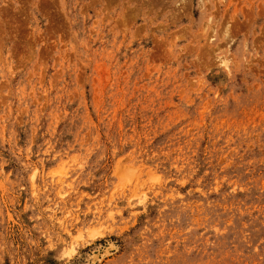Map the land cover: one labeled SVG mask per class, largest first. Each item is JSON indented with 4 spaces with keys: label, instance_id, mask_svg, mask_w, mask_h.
<instances>
[{
    "label": "rangeland",
    "instance_id": "1",
    "mask_svg": "<svg viewBox=\"0 0 264 264\" xmlns=\"http://www.w3.org/2000/svg\"><path fill=\"white\" fill-rule=\"evenodd\" d=\"M54 1L0 0V264H264V0Z\"/></svg>",
    "mask_w": 264,
    "mask_h": 264
},
{
    "label": "bare ground",
    "instance_id": "2",
    "mask_svg": "<svg viewBox=\"0 0 264 264\" xmlns=\"http://www.w3.org/2000/svg\"><path fill=\"white\" fill-rule=\"evenodd\" d=\"M17 1V0H16ZM24 1H26V0H24ZM54 1V0H53ZM163 2L165 1V0H162ZM181 1H183L184 2V0H181ZM201 1V0H200ZM19 2H20V0H19ZM36 2V1H35ZM55 2V1H54ZM160 2H161V0H160ZM186 2H190V0H186ZM162 3V2H161ZM165 3L166 2H164V5H165ZM25 4V6H26V3H24L23 2V5ZM168 4V3H167ZM178 4V3H177ZM197 4H198V2H197ZM207 4V3H206ZM21 5V4H20ZM22 5V6H23ZM18 6V5H17ZM168 6V5H167ZM167 6H165V8H167ZM179 6V5H178ZM200 6V5H199ZM21 7V6H20ZM175 7V9L176 8H178L177 6H174ZM204 7V6H203ZM0 8H2V7H0ZM20 9V8H19ZM168 9H170V8H168ZM2 10V9H1ZM25 10V9H24ZM164 10V9H163ZM8 11V10H7ZM6 11V12H7ZM9 11H11L10 9H9ZM8 11V12H9ZM173 11H174V9H173ZM8 12H7V16H8ZM208 12V11H207ZM11 13V12H10ZM5 14V13H4ZM132 14V13H131ZM12 14H10L9 16H11ZM14 15V14H13ZM20 15H22V14H20ZM3 16V15H2ZM14 16H16V13H15V15ZM214 16V15H213ZM13 17V16H12ZM11 17V18H12ZM23 17V16H22ZM24 17H26V16H24ZM9 18V17H8ZM234 18V17H233ZM21 19V18H20ZM235 20H238V19H235ZM6 21V20H5ZM124 21V20H123ZM130 21H133V20H130ZM160 21V20H159ZM234 22V21H233ZM127 23V22H126ZM237 23V22H236ZM236 23H234V24H236ZM215 22H214V20H213V17H212V15L211 16H209V17H207V19L204 21V23H203V26H202V33H201V38H205V40H207V43H205L204 44V48H202L203 50H205V52L208 54V55H213L214 56V54H215V50L213 49V48H211L210 47V45H211V42H213V38H215V32H216V29H215ZM244 24V23H243ZM135 26V25H134ZM148 26V25H147ZM196 26V25H195ZM237 26V25H236ZM235 30V29H234ZM236 31V30H235ZM244 31V30H243ZM224 32H225V34L226 35H228L229 33H228V27H225V30H224ZM241 32V31H240ZM210 33V34H209ZM189 35V34H188ZM198 35H200V34H198ZM197 35V36H198ZM196 36V37H197ZM233 36H235V35H233ZM232 36V37H233ZM192 39V38H191ZM229 39V42H227L228 43V45L229 44H231L232 43V41H233V38H231V34H230V37L228 38ZM224 40H226L227 41V39H224ZM203 42V41H202ZM204 43V42H203ZM227 43H226V47H227ZM238 43H239V41H238ZM203 45V44H202ZM237 45V44H236ZM250 45H251V43H250ZM228 48V47H227ZM227 48H226V50H227ZM240 48V47H239ZM251 48V47H250ZM256 49V48H255ZM245 50V49H244ZM253 50H254V48H253ZM228 51L229 50H227V53H228ZM252 51V50H251ZM253 52V51H252ZM231 53V52H230ZM248 53V52H247ZM225 54V53H224ZM228 55V54H227ZM238 56V55H237ZM243 56H244V54H243ZM177 58V57H176ZM252 58V57H251ZM214 61L215 62H219L224 68H228L229 67V64H230V60H231V56H229V57H227V56H217V57H215L214 56ZM209 60V62H212V61H210V59H208ZM233 61V60H232ZM210 65H215L213 62H212V64L211 63H209ZM208 64V65H209ZM203 65V64H202ZM226 70V69H225Z\"/></svg>",
    "mask_w": 264,
    "mask_h": 264
}]
</instances>
